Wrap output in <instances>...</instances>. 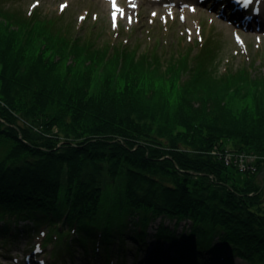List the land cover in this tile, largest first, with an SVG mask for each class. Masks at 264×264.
<instances>
[{
  "label": "trees",
  "instance_id": "trees-1",
  "mask_svg": "<svg viewBox=\"0 0 264 264\" xmlns=\"http://www.w3.org/2000/svg\"><path fill=\"white\" fill-rule=\"evenodd\" d=\"M2 11L1 251L22 240L54 264L78 256L86 264H264V155L237 173L206 153L264 152V88L256 96L252 86V110H235L221 85L177 74L170 82L171 68L125 59L112 45L106 51L115 49L120 65H141L137 75L119 66L108 81L95 72L90 85L87 62L103 52L80 43L74 69L63 29L36 23L38 13ZM52 34L57 43L43 53L40 41ZM153 74L169 87L165 96L153 95ZM206 82L214 86L199 97L187 88Z\"/></svg>",
  "mask_w": 264,
  "mask_h": 264
},
{
  "label": "rangeland",
  "instance_id": "rangeland-1",
  "mask_svg": "<svg viewBox=\"0 0 264 264\" xmlns=\"http://www.w3.org/2000/svg\"><path fill=\"white\" fill-rule=\"evenodd\" d=\"M110 1L0 0V12L5 13L2 11L5 8L10 12L19 13L20 16L30 15L32 12L38 13L39 19L37 20L36 16V23L46 20L51 22L48 25L49 28L63 29V32H66L64 37L69 41L68 44L74 45L72 46L75 52L68 57L70 58L71 67L74 66V69L75 66H79L77 58L83 55L81 51L76 49L77 46L82 42L85 43V41L91 42L99 53L103 52L105 55L96 54V56H93V60L87 62L89 66L91 64V68L94 70L89 77L90 85L96 84L97 76H95V72L102 73L103 79L108 81V79L114 78V75L111 77L110 75L116 72L119 66L121 69H128L126 72L132 71V74L137 75L141 65L131 62L128 66H122L118 60L120 54L117 57V53H112V50L115 49L111 48L109 52L106 51L110 48V45L115 48L122 46L125 49L123 51L125 59H137V61L147 63L153 69H157L158 65L163 69L171 68L174 73L170 71L166 76L170 82L177 78L173 79V74L181 76L185 83L189 79L188 75L198 79L211 80L213 83L221 85L218 86L221 87V90L228 89L232 92L230 100L225 98L229 107L236 110L241 106L245 110H252L253 100L249 98L252 91L255 89L256 96H259L263 92L262 88H264V31L258 30L260 24H262L261 21H264V15L255 18L251 27L243 25V19L246 21L250 12L254 10L252 3V5L249 4V6H244L242 10H239L238 5L234 4L233 0H210L219 7L228 4L236 12L227 7L226 14L228 17L221 14L219 9L211 11L213 14L211 17L208 16L211 10V6L208 4L211 3H208L207 6H197V11L194 13L187 12L183 18L184 21H181L178 15L170 16L163 13H153L151 7L147 4H138V7L134 8L131 13H124V10L117 13L116 9L111 8ZM114 2H118V0H114ZM252 2H256L259 7L263 5L262 9H264V0H252ZM119 3L125 5L126 1L120 0ZM220 17L223 18L222 21L225 24L216 22V19ZM250 32L260 37L249 36ZM52 35L54 37L46 36L45 39L40 41L47 45L44 47L43 53L49 51L48 45H55L48 43H57L55 38L58 39V37L56 34ZM48 39L54 41H47ZM198 54L201 57L198 58ZM162 74H165V72L162 71ZM153 76L154 81L151 82V87L155 89L153 95H164V90L169 89V87L164 86L165 88H161L158 75L153 74ZM202 84L203 86L191 84L192 87L187 88L192 89L191 94L194 97H199L204 90L206 91L214 86L208 82ZM252 86H254V89L251 90ZM172 98L176 97L173 95ZM229 153L233 169H237V173L243 172L244 169L239 170L235 166L234 154L237 153ZM263 155L264 152L244 155L245 166L248 162H255L257 159L262 158ZM262 163L264 164L263 161ZM226 171L222 172V176H227ZM237 176L242 177L241 175ZM232 180L234 179L229 180L228 183H231ZM165 222L174 226L169 219H165ZM159 223V219H156L149 231L153 232ZM185 228H188V225L185 224ZM181 229L180 225H177L176 230L179 234L182 233ZM149 245V249L157 247L156 242L152 240L149 241ZM164 245L161 247H166ZM30 248H34L36 251L34 256H30V260L42 256L45 258L44 264H54L46 250L40 251L37 246L31 245V243L25 244L22 240L19 247L13 248L9 253L0 249V264H32L28 261V256L26 257L27 261L26 258L22 261V256ZM15 258L19 261H16ZM83 258L81 259V256L71 258L72 263L86 264ZM70 260L68 261L70 262ZM233 264L248 263L243 261L242 258H235Z\"/></svg>",
  "mask_w": 264,
  "mask_h": 264
},
{
  "label": "bare ground",
  "instance_id": "bare-ground-1",
  "mask_svg": "<svg viewBox=\"0 0 264 264\" xmlns=\"http://www.w3.org/2000/svg\"><path fill=\"white\" fill-rule=\"evenodd\" d=\"M126 1L125 5H121L119 2L120 0H118V2H116L117 4V8L116 11L117 13H120L122 10H124V13H131L134 11V8L138 7V4H147L151 7L153 13H163L165 15H170V16H175L178 15L181 19V21H184V16L187 12L189 13H194L197 11V6H207L208 4L209 6H211V10L208 13V16L212 17V12L213 11H217L218 9L220 10L219 12L221 14H224L228 17V15L226 14L228 10V8L231 11L236 12V10L231 9L228 4H225L224 7H219L215 5V2H211L210 0H124ZM114 2V0H111L109 3ZM254 6V10L252 12H250V14L247 17V20L245 21L243 19V25L252 26V21L257 18L258 16H262L264 15V9L263 5L257 6L256 2H251ZM251 4V5H252ZM227 5V6H226ZM249 6V5H248ZM228 7V8H227ZM239 8V7H238ZM241 10V9H239ZM212 11V12H211ZM223 18L220 17L218 19H216V22H222L223 24H225L224 21H222ZM262 24H260V27L258 30H262L264 31V21H261ZM249 36H259L257 34L254 33H249ZM260 37V36H259ZM36 251L34 248H30L28 249V251L22 256V260L25 259L28 256V261L31 262L32 264H44L45 258L44 257H40L38 259H36V257H34V259L30 260V256L31 255H35ZM19 261V259H17ZM27 261V258H26Z\"/></svg>",
  "mask_w": 264,
  "mask_h": 264
},
{
  "label": "water",
  "instance_id": "water-1",
  "mask_svg": "<svg viewBox=\"0 0 264 264\" xmlns=\"http://www.w3.org/2000/svg\"><path fill=\"white\" fill-rule=\"evenodd\" d=\"M55 130H56V128H52V132L55 131ZM120 139H121L120 137H116L112 141H118ZM91 140H94V139L92 138ZM206 153L209 154L212 157L217 158L219 161H221L225 165L226 168L227 167L233 168L232 167V160H231L229 152H223L222 153V152L218 151L217 148L214 146V147L208 149L206 151ZM235 156L236 155L234 154V161H236V157ZM235 166H236V163H235ZM185 171L193 173V174H199V175H205L206 174V173H200V172H196V171L189 170V169L185 170ZM225 174H227V171L225 172ZM208 176L209 177H214L213 174H208ZM257 177L262 182V187H264V166H262L261 169L259 170V172L257 173Z\"/></svg>",
  "mask_w": 264,
  "mask_h": 264
},
{
  "label": "built area",
  "instance_id": "built-area-1",
  "mask_svg": "<svg viewBox=\"0 0 264 264\" xmlns=\"http://www.w3.org/2000/svg\"><path fill=\"white\" fill-rule=\"evenodd\" d=\"M235 157H236V166L239 168V170L245 169L244 155L238 154Z\"/></svg>",
  "mask_w": 264,
  "mask_h": 264
},
{
  "label": "snow or ice",
  "instance_id": "snow-or-ice-1",
  "mask_svg": "<svg viewBox=\"0 0 264 264\" xmlns=\"http://www.w3.org/2000/svg\"><path fill=\"white\" fill-rule=\"evenodd\" d=\"M238 3H242L243 6H248L249 4H251L252 0H237ZM115 15V14H113Z\"/></svg>",
  "mask_w": 264,
  "mask_h": 264
}]
</instances>
